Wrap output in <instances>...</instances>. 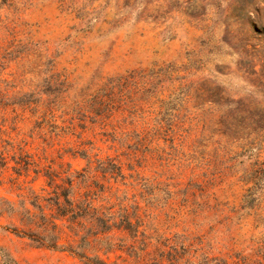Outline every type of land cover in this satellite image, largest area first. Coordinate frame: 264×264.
Instances as JSON below:
<instances>
[{
  "label": "rangeland",
  "instance_id": "obj_1",
  "mask_svg": "<svg viewBox=\"0 0 264 264\" xmlns=\"http://www.w3.org/2000/svg\"><path fill=\"white\" fill-rule=\"evenodd\" d=\"M250 17L264 23V0H0V264H88L21 232L31 191L52 195L48 170L134 224L88 238L90 256L264 263V227L242 208L264 166Z\"/></svg>",
  "mask_w": 264,
  "mask_h": 264
},
{
  "label": "trees",
  "instance_id": "obj_2",
  "mask_svg": "<svg viewBox=\"0 0 264 264\" xmlns=\"http://www.w3.org/2000/svg\"><path fill=\"white\" fill-rule=\"evenodd\" d=\"M45 176L47 184L53 187L52 195L45 198L46 203L43 205L39 200L41 195L31 191L32 208L23 207L19 212L20 221L28 226L27 231L21 230V232L41 245L68 250L85 259L88 264H117L108 263L97 254L90 256L80 248L83 243L89 242L90 237H93L91 241H103L102 235L114 228L131 229L134 224L130 217L121 213L117 215V212H108L103 206H95L94 196L86 194L78 198L75 195L73 179L70 177H67V184H60L56 182V175L52 171H46ZM244 181L248 187L242 198V208L254 210L258 225L264 227V166H257L246 174ZM64 228H68L79 237L78 245L60 243V235ZM206 262L207 260L191 264H208Z\"/></svg>",
  "mask_w": 264,
  "mask_h": 264
},
{
  "label": "snow or ice",
  "instance_id": "obj_3",
  "mask_svg": "<svg viewBox=\"0 0 264 264\" xmlns=\"http://www.w3.org/2000/svg\"><path fill=\"white\" fill-rule=\"evenodd\" d=\"M250 21H251V29L252 32L254 33H260L261 31H264V23L258 25L256 23V18L255 17H250ZM249 39H255L256 36H252V37H248Z\"/></svg>",
  "mask_w": 264,
  "mask_h": 264
}]
</instances>
